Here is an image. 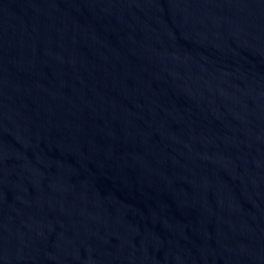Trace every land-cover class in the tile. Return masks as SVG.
I'll return each instance as SVG.
<instances>
[{
	"label": "water",
	"instance_id": "obj_1",
	"mask_svg": "<svg viewBox=\"0 0 264 264\" xmlns=\"http://www.w3.org/2000/svg\"><path fill=\"white\" fill-rule=\"evenodd\" d=\"M0 264H264V0H0Z\"/></svg>",
	"mask_w": 264,
	"mask_h": 264
}]
</instances>
